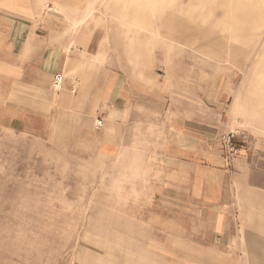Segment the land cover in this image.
Wrapping results in <instances>:
<instances>
[{"label":"rangeland","instance_id":"374dc122","mask_svg":"<svg viewBox=\"0 0 264 264\" xmlns=\"http://www.w3.org/2000/svg\"><path fill=\"white\" fill-rule=\"evenodd\" d=\"M31 2L32 28L66 42L83 84L60 97L22 68L4 50L0 12V264H264V197L248 193L249 183L264 189V0ZM108 71L117 87L166 98L171 122L183 110L191 127L215 132L223 154L222 135L235 133L227 169L242 175L225 213L150 207L161 184L144 180L133 132L120 156L102 154ZM80 94L92 97L86 112L67 106ZM162 123L148 133L159 147Z\"/></svg>","mask_w":264,"mask_h":264},{"label":"crops","instance_id":"0c3cea01","mask_svg":"<svg viewBox=\"0 0 264 264\" xmlns=\"http://www.w3.org/2000/svg\"><path fill=\"white\" fill-rule=\"evenodd\" d=\"M33 5L31 0H0L1 15L9 25V30L2 34L6 37L5 52L9 56L15 52L22 61V68L47 76L53 92V76L61 73L63 86L55 92L60 97L66 92L73 94L77 87L80 91L83 84L82 73L79 72L81 62L70 56L64 47L66 42L49 43L46 37L35 32L31 25L36 20L33 18ZM104 77L99 104L103 113L99 141L102 154L107 158L120 156L127 148V136L133 132L134 149L146 160L144 164L150 166L144 180L161 184L150 195L161 203L150 207H159L160 212L166 213H174L175 207L176 211L189 212L190 203L196 202L202 207L201 211L225 213L236 201L235 185L242 174H231L227 169L228 161L221 151L218 135L204 125L193 124L191 127L189 116L184 117L183 110L176 112L175 121L171 122L169 117H173L174 111L167 108L166 98L145 90H129L124 84L117 87L119 74L108 71ZM88 101H92V97L80 94L78 98L70 99L67 106L77 103L86 112ZM158 121L163 122L161 133H165L160 147L148 135L157 128L155 122ZM257 186L249 183L248 193L257 188L259 191L255 193L264 197L263 185ZM218 217L216 229H221L218 244L222 246L227 225L220 222L221 215ZM144 264L159 263L158 259L151 257L145 259Z\"/></svg>","mask_w":264,"mask_h":264},{"label":"built area","instance_id":"2783aa9c","mask_svg":"<svg viewBox=\"0 0 264 264\" xmlns=\"http://www.w3.org/2000/svg\"><path fill=\"white\" fill-rule=\"evenodd\" d=\"M64 77L61 73H57L53 76L52 80V88L54 91H59L62 89ZM97 126L100 127L102 125V119H98L96 122ZM235 138L234 132H227L221 137V144L227 160H231L233 154L235 153V146L233 140Z\"/></svg>","mask_w":264,"mask_h":264}]
</instances>
